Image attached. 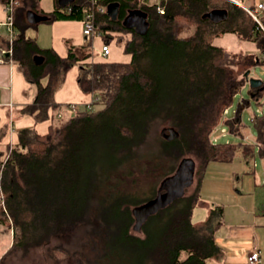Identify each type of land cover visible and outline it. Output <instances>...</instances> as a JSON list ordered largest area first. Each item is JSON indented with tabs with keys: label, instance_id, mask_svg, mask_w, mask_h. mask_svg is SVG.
Wrapping results in <instances>:
<instances>
[{
	"label": "trees",
	"instance_id": "trees-1",
	"mask_svg": "<svg viewBox=\"0 0 264 264\" xmlns=\"http://www.w3.org/2000/svg\"><path fill=\"white\" fill-rule=\"evenodd\" d=\"M40 1L1 0L5 7L13 6L16 29L11 55L5 57L18 64L36 87L34 101L22 111L36 122L51 118L45 134L34 127L19 130L10 155L0 159V187L10 190L7 198L12 201L11 196L21 189H31L46 207L58 208L60 223L63 215L81 212L89 201L96 209L102 205L103 212L91 223L107 224L105 231L92 233L96 235L93 248L101 244L102 249L94 261L80 254L82 264H102L100 258L115 249V264H210L209 259L219 250L211 218L213 211L222 208L212 210L203 225L193 222V210L200 199L203 172L210 163L231 161L237 152L248 160L256 155L257 148L251 143H215L214 132L222 121L236 133L247 127L241 118L245 100L239 102L233 118H224V110L247 83L246 71L264 66V31L233 0H73L66 5L55 0L54 9L47 13ZM112 2L119 3L117 19L96 8ZM137 8L149 16L150 26L144 34L123 25L126 15ZM215 8H227L228 18L214 22L206 17ZM92 10L95 34L105 43L123 46L131 55L128 62H88L92 53L69 41L67 56H61L25 33L35 26L30 12L47 20H84ZM113 33L131 37L116 38ZM226 34L254 43L257 52H232L215 43ZM0 40L10 48L8 35H0ZM76 65L80 68L78 85L85 94L93 95V101L70 117L60 118L58 114L70 104L57 102L55 93ZM250 91L259 100L264 81ZM92 104L102 107L89 110ZM251 122L257 140L264 142V114H254ZM161 124L165 126L153 144L150 134ZM170 128L177 136L167 139ZM195 158L200 162L197 170ZM184 159L195 163L193 192L149 215L137 228L135 208L155 199L160 189L142 197L124 193L118 185L123 171L143 166L145 160L157 168L169 163L170 170H178ZM22 236L16 232L17 244ZM54 252L67 255L61 248Z\"/></svg>",
	"mask_w": 264,
	"mask_h": 264
},
{
	"label": "crops",
	"instance_id": "crops-1",
	"mask_svg": "<svg viewBox=\"0 0 264 264\" xmlns=\"http://www.w3.org/2000/svg\"><path fill=\"white\" fill-rule=\"evenodd\" d=\"M237 1L250 8L251 6L256 8L257 2L264 3V0ZM40 6L46 13L51 12L55 0L50 8L43 6V0L40 1ZM7 16L6 7L0 0V23L5 22ZM32 22L35 25L44 23L45 26L37 31L35 37H30L35 38L41 47H53L61 56L68 54V41L79 47L84 46L83 51L87 50V46L100 51L102 44L105 43L99 35L93 36L91 41L86 40L83 34V20H47L46 18ZM45 30L48 31V35H43ZM6 32L10 39L7 29ZM2 34L5 33L1 29L0 35ZM0 49H7L1 40ZM97 54L102 56L100 52ZM112 54L113 58H110ZM104 58L108 61L128 62L131 55L125 53L123 46L112 42L111 53ZM79 73L80 68L77 65L67 73L64 83L55 93L57 102L74 103L80 107L93 101V95L85 94L80 89L77 81ZM35 95L36 87L26 79L18 64L10 58L0 62V153L8 145H15L18 142V132L23 128L34 127L39 134L48 131L51 118L36 122L32 115L22 111L27 104L34 101ZM258 151L264 161V146L258 148ZM235 157L231 161H235ZM243 159L241 156L236 162L240 163ZM244 160L248 161V159ZM225 162L215 161L205 168L200 186V199L195 207L200 208V217L198 216L196 222L193 220L196 224L209 219L212 210L216 207L222 208L221 212L213 211L211 218L214 239L219 250L209 259V263L250 264L249 254L253 249H257L260 252V264H264V167L257 171L256 163L253 168L250 162H247L248 168L236 163L230 169L231 167H224ZM211 189L217 192V195L212 198L204 197V194L209 193Z\"/></svg>",
	"mask_w": 264,
	"mask_h": 264
},
{
	"label": "rangeland",
	"instance_id": "rangeland-1",
	"mask_svg": "<svg viewBox=\"0 0 264 264\" xmlns=\"http://www.w3.org/2000/svg\"><path fill=\"white\" fill-rule=\"evenodd\" d=\"M153 1L156 2L160 0H152V2ZM53 2L54 0H43V6L45 8H50ZM44 26V23H39L38 25L29 27L26 29V35L35 37L37 31L40 28L43 29ZM1 29L7 35L6 27L2 26ZM47 30L50 34L49 27H47ZM47 30L44 31L43 35H48ZM42 31L43 30H41V33ZM112 35L116 38L120 35L126 39L131 37V34L113 33ZM215 43L222 45L232 52H257V46L254 43L243 41L233 34H226L221 38L216 39ZM86 51L92 53V57L86 61L94 63L106 61V58L98 56L97 52H100L99 50L97 51V49L89 48V50L87 49ZM112 56L113 54L110 58H113ZM238 72L242 73L243 69H238ZM250 76L264 81V66L255 65L252 68ZM242 100H245L246 106L241 111V118L247 127L245 129H240L239 133H236L232 132L230 126L222 121L214 132V137L217 139L215 143L247 142L254 144L257 148L255 157H252L248 161L243 159L242 162L239 163L236 161L240 160L242 155L240 152H237L235 161L225 162L224 167H231L230 169H232L236 163H239L248 168L249 165L247 166V162H250L249 164L253 168L256 163L255 168L257 171H260L264 167V161L258 153V148L263 147L264 142H259L257 140V132L251 119L256 113L258 115L264 114V94L259 97V100L252 97L250 85L249 83H246L242 90L234 97L227 112L226 109L224 110V118H233L239 108V102ZM76 105L78 106V110L84 109L83 105H80V107L78 104ZM100 107H102V104H92L89 110L94 111ZM63 110L60 118H68L75 114L72 111H69V109L64 108ZM163 126L165 125L161 124L155 131L151 132L149 138L153 144L156 136L161 135V128ZM14 146V144L8 145L7 148L0 153V159L6 160ZM152 149H154L153 151L157 150L156 146L152 147ZM195 161L197 170L200 162L198 159ZM132 164L137 165L138 163L136 162ZM153 164L154 162L145 160L142 164L143 166L137 165V167L132 168L130 172L128 170L123 171L124 175L118 182V185H120L119 190L124 193H134L140 197L149 195L153 190H159L163 181L168 177L175 175L177 172V169L170 170L171 165L169 163L162 164L158 168L156 164ZM1 167L3 169V166ZM193 180L194 181L191 185L185 188V195L192 193L196 187V172ZM9 192L10 190L5 189L4 186L0 187V196H2L3 199L0 202V217H3L2 220H0V264H82L80 254L83 253L82 255L84 257L87 256V258L92 259V261H94L99 255V251L102 247L101 244H97L96 248H93V237L95 238L96 235H93L92 233L95 231H105V226H107V224L105 225L103 224V221H101L102 225L93 226L91 223L97 214L103 212L104 207L102 205L96 209L93 206L92 201H89L85 204V207L81 212L73 211L69 216L67 214L63 215V223H60L59 221L62 218L56 215L58 208H52L51 206L49 208L46 207L41 203L43 198H41L40 195H34L31 189H24V191L21 189L15 196H11L12 201L7 198ZM99 193H101V191ZM216 193L217 192H214V190L211 189L209 193L207 192L204 194V197L208 196L212 198L217 195ZM39 203H41V205H39ZM198 216L200 217V208H195L193 217L195 222L197 221ZM204 222L205 221L198 225H203ZM16 232L23 235L18 244L15 242L14 238ZM132 232L143 236L140 230L135 231L132 229ZM53 234H55L56 237H53ZM76 237L79 239L77 240ZM50 238L52 239L49 240ZM56 248L65 250L67 255L61 256L56 254L54 252V249ZM113 251L115 252H112L111 254L108 252V256L100 258L102 264L116 263V249ZM111 259L113 261H111Z\"/></svg>",
	"mask_w": 264,
	"mask_h": 264
},
{
	"label": "water",
	"instance_id": "water-1",
	"mask_svg": "<svg viewBox=\"0 0 264 264\" xmlns=\"http://www.w3.org/2000/svg\"><path fill=\"white\" fill-rule=\"evenodd\" d=\"M73 0H59L60 4L66 5L71 3ZM119 13V3L112 2L107 6V14L112 19H117ZM32 16H31V15ZM28 14L29 19L32 21H39V19H45V17H40L35 13ZM229 16V11L227 8H215L206 13V17L214 22H220L226 20ZM123 25L128 28L134 29L139 34H144L147 32L150 26L148 13L140 8L134 9L129 12L123 20ZM250 70H247L245 76L247 78V83H249L250 88L261 87L263 81L259 78L250 76ZM252 97L254 94H251ZM177 136V132L173 129H169V133L165 134L167 139H172ZM189 166L190 175L184 176L182 174V168ZM184 166V167H183ZM195 168V163L190 159H184L177 170V173L173 176L168 177L161 184L160 191L155 199L144 203L135 208V215L137 218L136 226L140 228L147 217L151 214L156 213L161 208H164L171 204L175 199L183 196L185 193V188L193 182V169ZM166 191L163 188L166 186ZM171 185V186H170Z\"/></svg>",
	"mask_w": 264,
	"mask_h": 264
},
{
	"label": "built area",
	"instance_id": "built-area-1",
	"mask_svg": "<svg viewBox=\"0 0 264 264\" xmlns=\"http://www.w3.org/2000/svg\"><path fill=\"white\" fill-rule=\"evenodd\" d=\"M236 2L239 3V1H237V0H236ZM241 6H243L252 15L254 20L257 22L258 27L264 31V3L263 2H257L256 8H254V9L249 8L245 5H241ZM96 8L99 12H106L107 11V7H105V6L99 5ZM6 10L8 12L7 20L3 23H0V28H1V26L6 27L8 33H9V36H10V48L2 50L0 52V62L6 61L7 58L5 57V54L6 53L9 54L12 52V47H11L12 39L16 33V30L14 27V15H13L14 8H13V6L9 5L6 7ZM160 11L163 12L162 9H160ZM93 19H94V11L92 10V11H88L85 19L83 20V34L85 35L86 40H88V41H91L93 36L96 35L95 34V24H94ZM0 31H1V29H0ZM100 52H101V55L104 57L109 56V54L111 53V45L108 43H103L101 46ZM68 107H69V111H72L73 113H76L78 111V109H77L78 106L74 103H70V105ZM227 110H228V108L226 109V112H227ZM61 116H62V114L59 113L58 117H61ZM2 200H3L2 196H0V202ZM249 262H250V264H260V252H259V250L253 249L250 252Z\"/></svg>",
	"mask_w": 264,
	"mask_h": 264
},
{
	"label": "flooded vegetation",
	"instance_id": "flooded-vegetation-1",
	"mask_svg": "<svg viewBox=\"0 0 264 264\" xmlns=\"http://www.w3.org/2000/svg\"><path fill=\"white\" fill-rule=\"evenodd\" d=\"M187 167H185V168H182V174L184 175V176H188V175H190V173H189V170H190V168H189V166L188 165H186ZM184 167V166H183ZM177 173V172H176ZM195 176V168L193 169V174H192V176ZM194 176H193V178H194ZM194 181V180H193ZM167 186H169V185H166L164 188H163V190H162V192L163 191H166V188H167ZM171 186V185H170Z\"/></svg>",
	"mask_w": 264,
	"mask_h": 264
}]
</instances>
